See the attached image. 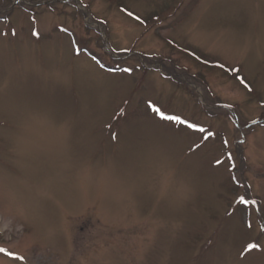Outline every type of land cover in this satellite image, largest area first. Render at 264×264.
Masks as SVG:
<instances>
[{
  "label": "rangeland",
  "instance_id": "obj_1",
  "mask_svg": "<svg viewBox=\"0 0 264 264\" xmlns=\"http://www.w3.org/2000/svg\"><path fill=\"white\" fill-rule=\"evenodd\" d=\"M0 249L264 264V0H0Z\"/></svg>",
  "mask_w": 264,
  "mask_h": 264
},
{
  "label": "snow or ice",
  "instance_id": "obj_2",
  "mask_svg": "<svg viewBox=\"0 0 264 264\" xmlns=\"http://www.w3.org/2000/svg\"><path fill=\"white\" fill-rule=\"evenodd\" d=\"M137 19H139V17H137ZM36 34H39V33L37 32ZM157 111H159V109H157ZM192 127L195 128L196 125H192ZM199 131L203 132L205 130L204 129H199ZM203 139H207V137H203ZM241 199H242V202H243V198H241ZM248 227L251 228L252 225L249 224ZM246 247H247L248 251H251L254 248H259V244L258 243H250V244H247ZM0 251H6V250L5 249H0ZM9 255H14V253L9 252ZM21 259H23V257H21Z\"/></svg>",
  "mask_w": 264,
  "mask_h": 264
}]
</instances>
